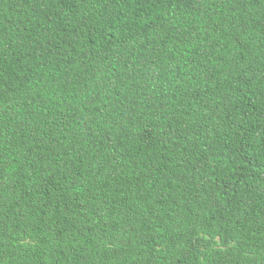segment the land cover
<instances>
[{
    "label": "trees",
    "instance_id": "obj_1",
    "mask_svg": "<svg viewBox=\"0 0 264 264\" xmlns=\"http://www.w3.org/2000/svg\"><path fill=\"white\" fill-rule=\"evenodd\" d=\"M0 264H264V0H0Z\"/></svg>",
    "mask_w": 264,
    "mask_h": 264
}]
</instances>
